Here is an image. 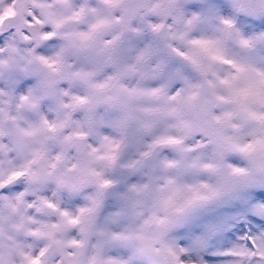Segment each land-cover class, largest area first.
<instances>
[{"label":"snow or ice","instance_id":"6c2138e0","mask_svg":"<svg viewBox=\"0 0 264 264\" xmlns=\"http://www.w3.org/2000/svg\"><path fill=\"white\" fill-rule=\"evenodd\" d=\"M0 264H264V0H0Z\"/></svg>","mask_w":264,"mask_h":264},{"label":"clouds","instance_id":"9594fccd","mask_svg":"<svg viewBox=\"0 0 264 264\" xmlns=\"http://www.w3.org/2000/svg\"><path fill=\"white\" fill-rule=\"evenodd\" d=\"M65 197H66V199H67V194H65Z\"/></svg>","mask_w":264,"mask_h":264}]
</instances>
